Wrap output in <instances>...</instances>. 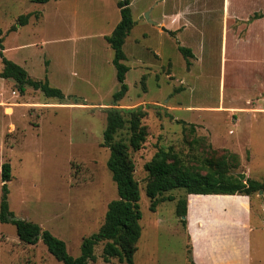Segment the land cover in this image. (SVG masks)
Instances as JSON below:
<instances>
[{
	"label": "rangeland",
	"instance_id": "obj_1",
	"mask_svg": "<svg viewBox=\"0 0 264 264\" xmlns=\"http://www.w3.org/2000/svg\"><path fill=\"white\" fill-rule=\"evenodd\" d=\"M130 1L135 24L123 45L129 89L113 105L120 83L103 35L120 19L117 0H0L3 54L65 95L49 98L30 86L21 94L15 80L0 76V201L2 166L9 162L15 217L50 230L79 256L83 238L99 230L118 197L103 145L107 108H120L128 120L129 110L142 106L148 134L130 151L142 211L134 264H196L188 223L196 240L201 231L203 244L204 219L221 220L243 245L255 227L253 264H264V188L251 196L190 195L185 227L176 213L185 191L165 192L152 211L144 167L160 148L173 147L196 168L204 158L232 153L238 156V162L230 159L232 173L264 184V20H255L264 0ZM28 13V23L12 30ZM179 46L192 50L190 65ZM130 135L127 123L115 140L129 142ZM170 195L175 200H167ZM209 208L215 210L200 211ZM196 244L199 262L204 255L208 264L227 262L221 247ZM103 246H95L90 264L104 262ZM110 263L121 264L118 258ZM0 264L62 263L41 239L24 243L15 225L0 222Z\"/></svg>",
	"mask_w": 264,
	"mask_h": 264
},
{
	"label": "trees",
	"instance_id": "obj_2",
	"mask_svg": "<svg viewBox=\"0 0 264 264\" xmlns=\"http://www.w3.org/2000/svg\"><path fill=\"white\" fill-rule=\"evenodd\" d=\"M36 3H47L51 0H32ZM130 0H117L121 19L110 35L105 39L114 51L113 64L117 69V79L120 88L113 94V105L124 98L128 92L126 74L129 66L125 64L126 54L123 50L126 37L132 30L135 21L132 16ZM264 17V14H256L255 19ZM30 14H22L18 18V24L12 26H24L28 23ZM0 29V56L3 69L0 76L5 79L15 80L19 92L24 94L27 87L40 90L46 97L64 99L65 95L60 88L45 80L33 79L28 71L21 65L3 54V38ZM179 51L190 65L189 57H193L192 50L185 46H179ZM129 119L124 116L123 110L118 107L107 108V125L104 131L103 145L108 147L110 155L107 166L116 183L118 197L109 202L105 214L104 223L97 232L83 238L81 253L73 256L69 253L66 242L54 235L50 230L43 229L38 223L25 219H14V212L10 209L8 195V182L12 179L11 164L5 162L2 166V197L0 201V222L12 223L16 226L19 239L28 244H35L40 239L46 245L48 251L62 264H90L96 258L95 246L104 243L102 264H111V258H118L121 264H134V255L138 250V242L142 234V211L140 207V186L135 178V163L130 156L131 150H139L147 137V127L142 119L147 112L142 106L129 110ZM129 123L131 131L129 142L115 140L116 134ZM194 128V126H192ZM238 162V156L232 153H223L219 158H204L198 167L186 164L179 153L173 147L160 148L150 161L145 163L149 180L146 194L151 199V210L155 211L159 202V196L165 192L183 189L185 196L179 197L176 203V213L181 217L183 226L187 225L188 195H245L251 196L263 190L264 184L256 179H241L230 171L231 161ZM175 200L170 195L167 200ZM194 261V259H193Z\"/></svg>",
	"mask_w": 264,
	"mask_h": 264
},
{
	"label": "crops",
	"instance_id": "obj_3",
	"mask_svg": "<svg viewBox=\"0 0 264 264\" xmlns=\"http://www.w3.org/2000/svg\"><path fill=\"white\" fill-rule=\"evenodd\" d=\"M262 14H264V13L262 12ZM120 19H121V16H120ZM120 19L119 20L117 19V23H115V26L113 27V30L116 27V25L119 23ZM255 20H264V17L257 18ZM162 22L165 23L163 20L161 22H159V23H162ZM113 30L111 31V33L113 32ZM111 33L105 34L103 36L110 35ZM169 33H170V31H169ZM190 195H188V201H189ZM205 210H215V209L214 208H209V209H204V210H200V211H205ZM187 218H188V221H189V219H190V217H189V207H188ZM219 221H221V220L213 219V220L209 221L208 223L205 222V219L203 221H201L204 224L203 226L207 225L209 227L208 231H206V230L204 231V243L203 244H201V242H200L201 231L196 227L197 231H198V236H197V240H196V238L194 237V235H193V233L191 231V223L189 221V223H188L189 232H190L193 244H194L195 263L196 264H208L207 263V258H206L205 255L203 256L204 260L202 262H199L197 260L196 254H195V250H196V246H197L196 242H197L198 244H200L203 247L208 248V249H216V248L219 249L221 247L220 248L222 250L221 253L224 252V254H223L224 255V261H227L224 264H253L254 258L252 256V239H251V235H252V232H253L255 227L252 230H250L251 227H249L248 240H247L246 244L243 245V243H241V242L236 243V241H235L236 238H234V236L236 237V235H234L233 232H230L232 230H229L227 232L224 231V228H225L224 225H223L224 223L219 222ZM249 223H250V226H252L251 218H249ZM224 238H226V239H224ZM234 241H235V244L233 243ZM223 244L226 245V247H227L226 249L224 247H222Z\"/></svg>",
	"mask_w": 264,
	"mask_h": 264
},
{
	"label": "water",
	"instance_id": "obj_4",
	"mask_svg": "<svg viewBox=\"0 0 264 264\" xmlns=\"http://www.w3.org/2000/svg\"><path fill=\"white\" fill-rule=\"evenodd\" d=\"M164 30H166L165 28H163ZM241 179L245 178V174L241 173L238 175ZM214 195V194H213ZM14 219H18V217H13Z\"/></svg>",
	"mask_w": 264,
	"mask_h": 264
}]
</instances>
